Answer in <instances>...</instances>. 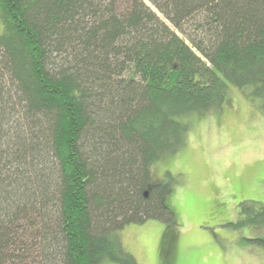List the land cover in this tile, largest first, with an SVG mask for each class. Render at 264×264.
Returning <instances> with one entry per match:
<instances>
[{"label":"trees","instance_id":"16d2710c","mask_svg":"<svg viewBox=\"0 0 264 264\" xmlns=\"http://www.w3.org/2000/svg\"><path fill=\"white\" fill-rule=\"evenodd\" d=\"M231 87L264 114V0H0V264H139L154 165ZM230 227L264 247V203Z\"/></svg>","mask_w":264,"mask_h":264},{"label":"rangeland","instance_id":"374dc122","mask_svg":"<svg viewBox=\"0 0 264 264\" xmlns=\"http://www.w3.org/2000/svg\"><path fill=\"white\" fill-rule=\"evenodd\" d=\"M229 98L220 110L192 116L184 148L154 165L155 182H172L166 203L176 221L120 231L139 264H264V247L248 241L262 229L230 227L241 203H264V114L236 88Z\"/></svg>","mask_w":264,"mask_h":264}]
</instances>
